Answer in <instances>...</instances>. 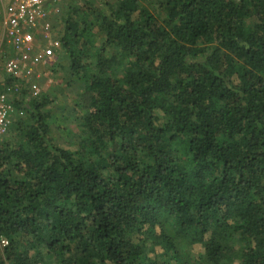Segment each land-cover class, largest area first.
Segmentation results:
<instances>
[{"label": "trees", "instance_id": "1", "mask_svg": "<svg viewBox=\"0 0 264 264\" xmlns=\"http://www.w3.org/2000/svg\"><path fill=\"white\" fill-rule=\"evenodd\" d=\"M64 10L75 148L51 136L52 100H12L0 264H189L196 246L193 264H264V0Z\"/></svg>", "mask_w": 264, "mask_h": 264}, {"label": "built area", "instance_id": "2", "mask_svg": "<svg viewBox=\"0 0 264 264\" xmlns=\"http://www.w3.org/2000/svg\"><path fill=\"white\" fill-rule=\"evenodd\" d=\"M60 1L0 0V52L5 43L12 51L4 60L3 72L21 85L31 80L32 66L50 63L60 53L61 32L53 18L59 13ZM11 91L10 87L0 91V139L10 129L15 113L22 115L12 103ZM6 245L1 240L0 246Z\"/></svg>", "mask_w": 264, "mask_h": 264}, {"label": "rangeland", "instance_id": "3", "mask_svg": "<svg viewBox=\"0 0 264 264\" xmlns=\"http://www.w3.org/2000/svg\"><path fill=\"white\" fill-rule=\"evenodd\" d=\"M66 6L67 0H61L57 6L59 13L53 16L54 27L60 32L61 22L59 18L61 19L60 16L65 12L64 8ZM8 56V49L6 44H4L0 52V83L3 76H5L3 63ZM67 65L68 61L64 57V53L60 51L52 62L32 66L31 80L27 84H23L21 87L14 86V88H10L12 89L11 100L19 99L22 90H25L27 93L26 98L28 99L46 96L49 100H52V103L46 108L51 136L58 146L74 149L79 131L75 119L78 117V112L81 111L80 109H76L77 115L73 114L74 100L77 94H81V85L70 84ZM5 89L2 88L0 91H4ZM18 112H21L22 115L19 116L15 113L13 121L25 118L22 111ZM201 251L198 246L184 249V252L188 253L190 259H192V261H188L189 264H193L197 259L201 258ZM233 264L238 263L233 261Z\"/></svg>", "mask_w": 264, "mask_h": 264}, {"label": "crops", "instance_id": "4", "mask_svg": "<svg viewBox=\"0 0 264 264\" xmlns=\"http://www.w3.org/2000/svg\"><path fill=\"white\" fill-rule=\"evenodd\" d=\"M5 44H6V43H5ZM6 46H7V49H8V55H10V56H11V55H12L11 48H10V46H9V45H7V44H6Z\"/></svg>", "mask_w": 264, "mask_h": 264}]
</instances>
